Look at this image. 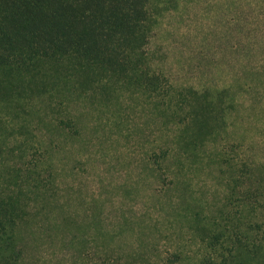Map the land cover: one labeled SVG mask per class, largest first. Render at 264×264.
Here are the masks:
<instances>
[{
    "label": "rangeland",
    "instance_id": "obj_1",
    "mask_svg": "<svg viewBox=\"0 0 264 264\" xmlns=\"http://www.w3.org/2000/svg\"><path fill=\"white\" fill-rule=\"evenodd\" d=\"M148 8L149 69L170 90L213 99L203 148L156 175L148 159L169 148L173 116L186 113L180 100L164 107L130 86L76 99L42 66L0 69V187L30 162L40 178L50 175L49 192L28 186L19 196L28 207L23 264L45 256L82 264L81 239L62 242L74 233L96 239L94 256L122 264H149L164 246L183 251L181 264H264V0H148ZM252 190L261 209H248Z\"/></svg>",
    "mask_w": 264,
    "mask_h": 264
},
{
    "label": "trees",
    "instance_id": "obj_2",
    "mask_svg": "<svg viewBox=\"0 0 264 264\" xmlns=\"http://www.w3.org/2000/svg\"><path fill=\"white\" fill-rule=\"evenodd\" d=\"M153 23L148 0H0V69L17 75L42 66V76L57 74L54 82L60 94L76 99L90 97L94 94L91 89L116 94L130 86L136 94L164 107L180 100L186 113L173 116L169 148L148 159L153 173L163 176L164 164L171 162L176 170L182 169L202 150L203 142L198 138L207 130L214 103L206 93L193 89L170 90L165 78L149 69L145 47ZM203 110L208 113L204 115ZM36 166L30 162L22 171H15L19 179L5 177L7 183L0 187V264L25 262L21 231L28 207L19 196L28 186L37 193L51 190L47 181L50 175L40 178L34 170ZM163 191L164 186H159L155 194L161 196ZM254 194L253 190L248 192V209H261L259 204L252 205L256 203L251 198ZM67 238H62V242L74 244L81 239L85 244L81 255L86 260L82 264L123 263L119 255L103 251L94 256L88 249L95 245L93 236L74 233ZM164 247L156 259L146 261L181 264L183 251ZM255 247L256 243L248 240V248ZM46 259L43 257L44 264Z\"/></svg>",
    "mask_w": 264,
    "mask_h": 264
}]
</instances>
